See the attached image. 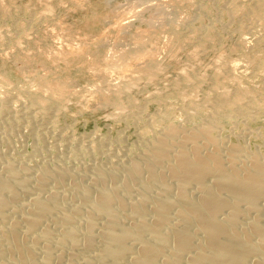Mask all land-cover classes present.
<instances>
[{
	"label": "rangeland",
	"instance_id": "1",
	"mask_svg": "<svg viewBox=\"0 0 264 264\" xmlns=\"http://www.w3.org/2000/svg\"><path fill=\"white\" fill-rule=\"evenodd\" d=\"M262 18L264 0H0V174L21 167L22 203L54 192L69 207L100 169L117 178L98 185L123 186L158 130L206 119L229 145L264 154ZM220 95L243 109L212 110ZM46 168L53 179L37 189ZM134 183L118 193L141 194Z\"/></svg>",
	"mask_w": 264,
	"mask_h": 264
},
{
	"label": "bare ground",
	"instance_id": "2",
	"mask_svg": "<svg viewBox=\"0 0 264 264\" xmlns=\"http://www.w3.org/2000/svg\"><path fill=\"white\" fill-rule=\"evenodd\" d=\"M223 97L213 101L212 110L233 106L235 102ZM233 108L237 113L240 107ZM217 127L214 120L206 119L191 128L178 124L155 134L150 129L154 136L146 142L144 156L138 154L143 161L136 159L127 168L126 163L121 165L127 171L124 170L127 176L122 185L130 188L136 181L141 190L137 196L121 194L124 187L116 184L112 188L107 187L109 184L100 186L116 182L117 177L115 171L109 174L98 169L94 186H82L83 183L76 189L74 185L79 192L75 193L77 204L60 205L62 196L58 199L54 192L46 193L48 198L35 196L25 204L20 199L28 189V179L20 177L17 169L21 167L3 165L6 172L0 174V264H76L72 258L87 254L85 250L91 253L80 259L81 264H264V154L243 148L238 141V145H229L216 134ZM50 170L40 169L42 175L35 178L37 183H31L42 189L46 178L53 179ZM58 181L55 183H63ZM118 187H123L120 194ZM30 193L27 192L29 196ZM16 202L21 203L14 205ZM49 221L55 223L56 229L47 225Z\"/></svg>",
	"mask_w": 264,
	"mask_h": 264
}]
</instances>
